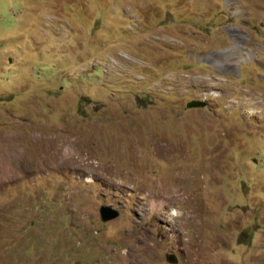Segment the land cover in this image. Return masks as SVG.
Masks as SVG:
<instances>
[{
	"label": "rangeland",
	"instance_id": "rangeland-1",
	"mask_svg": "<svg viewBox=\"0 0 264 264\" xmlns=\"http://www.w3.org/2000/svg\"><path fill=\"white\" fill-rule=\"evenodd\" d=\"M0 264H264V0H0Z\"/></svg>",
	"mask_w": 264,
	"mask_h": 264
},
{
	"label": "water",
	"instance_id": "water-1",
	"mask_svg": "<svg viewBox=\"0 0 264 264\" xmlns=\"http://www.w3.org/2000/svg\"><path fill=\"white\" fill-rule=\"evenodd\" d=\"M204 105H205V101L199 99H193L187 103L188 107H201ZM98 212H99V218L103 222L112 220L119 215V210L111 205H101L98 209ZM167 259L169 261H175V257L173 254H168Z\"/></svg>",
	"mask_w": 264,
	"mask_h": 264
}]
</instances>
